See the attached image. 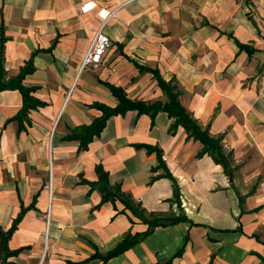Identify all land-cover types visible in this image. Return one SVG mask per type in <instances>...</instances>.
<instances>
[{
	"label": "crops",
	"instance_id": "obj_1",
	"mask_svg": "<svg viewBox=\"0 0 264 264\" xmlns=\"http://www.w3.org/2000/svg\"><path fill=\"white\" fill-rule=\"evenodd\" d=\"M104 10L111 47L81 69ZM0 43L5 81L23 75L0 91V264H264V0H0ZM158 80L229 169L165 112L72 138L117 107L112 88L166 104ZM149 215L184 219L148 231Z\"/></svg>",
	"mask_w": 264,
	"mask_h": 264
},
{
	"label": "trees",
	"instance_id": "obj_2",
	"mask_svg": "<svg viewBox=\"0 0 264 264\" xmlns=\"http://www.w3.org/2000/svg\"><path fill=\"white\" fill-rule=\"evenodd\" d=\"M22 77L23 75H20L15 80L5 81L2 44L0 43V91L17 89L23 93V90L19 84ZM158 84L167 96L168 102L166 104L155 103L152 105H145L141 102H133L128 100L121 90L112 88V93L118 102L117 107L113 110H104L100 119L95 121L90 127L81 128L75 131L74 134H72V138L80 140L81 144L83 145V135L86 137L98 135L102 130L106 119L117 113L137 111L138 114H148L153 117L158 112H165L169 118L174 119V126H182L189 137L201 144L202 148L197 155L198 157L208 155L216 164L221 165L225 170L229 169L232 160L231 153H226L224 151L221 138L212 137L209 134L208 128H202L198 122L182 107L178 101V97L181 92L177 85L174 83H165L161 80H158ZM100 184L101 185H99L98 189L102 193L103 198L106 199L109 195L107 188L108 183L106 177L102 174L100 175ZM124 205L126 208H129V210L134 215L138 216L140 219H142V221H144L143 212L135 206L128 205L127 199L124 200ZM149 216L150 220H147V224L149 226L148 231H151L155 227L162 225H174L183 221L184 219L182 217H160L155 215ZM8 236L9 232L3 233L0 230V255L5 252L4 244ZM131 242V239L124 240L123 243L110 254V256L119 254L125 248L131 245Z\"/></svg>",
	"mask_w": 264,
	"mask_h": 264
},
{
	"label": "built area",
	"instance_id": "obj_3",
	"mask_svg": "<svg viewBox=\"0 0 264 264\" xmlns=\"http://www.w3.org/2000/svg\"><path fill=\"white\" fill-rule=\"evenodd\" d=\"M96 7L94 2H86L83 4L80 9L79 13L80 14H87L91 11L94 10ZM115 10H104L101 12L100 17H101V22L96 30L89 48L85 54V57L83 59L81 69L84 67H90L92 69H97L99 65L102 62L103 57L105 54L109 51L111 47V41L109 37L103 32V28L105 26V23L115 17ZM50 198H51V185H50ZM47 222H49V213L47 215Z\"/></svg>",
	"mask_w": 264,
	"mask_h": 264
},
{
	"label": "rangeland",
	"instance_id": "obj_4",
	"mask_svg": "<svg viewBox=\"0 0 264 264\" xmlns=\"http://www.w3.org/2000/svg\"><path fill=\"white\" fill-rule=\"evenodd\" d=\"M50 163H49V161H48V198H50V183H49V181H50V165H49ZM47 215H48V212L46 213V215H45V217H44V220H45V223H46V225H47ZM45 237H46V235H45Z\"/></svg>",
	"mask_w": 264,
	"mask_h": 264
}]
</instances>
